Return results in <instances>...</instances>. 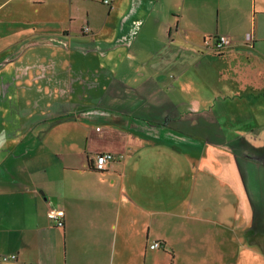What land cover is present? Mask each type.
<instances>
[{
	"label": "crops",
	"instance_id": "0c3cea01",
	"mask_svg": "<svg viewBox=\"0 0 264 264\" xmlns=\"http://www.w3.org/2000/svg\"><path fill=\"white\" fill-rule=\"evenodd\" d=\"M49 1L0 0V264H264V0Z\"/></svg>",
	"mask_w": 264,
	"mask_h": 264
},
{
	"label": "rangeland",
	"instance_id": "374dc122",
	"mask_svg": "<svg viewBox=\"0 0 264 264\" xmlns=\"http://www.w3.org/2000/svg\"><path fill=\"white\" fill-rule=\"evenodd\" d=\"M65 1H66V4H63V5H65L66 8L69 5L71 6L70 0H65ZM77 1L80 2L79 6L82 7V12H84L85 8L89 6L93 8L99 7V6L101 7V0H77ZM49 4H50V1L46 0V6H48ZM51 42L55 44H62L60 43V40L58 38L52 39ZM55 47L59 48L60 45L55 46ZM84 48H89V47L85 46ZM41 51H42L41 47H27L26 48L24 46H18V52H17V55L15 56V59L13 58L12 59L13 62L9 63L8 66L5 68L9 70H16L19 72L29 70L34 73L40 74V77L33 79L35 90H38L39 93L35 91V93H31L29 95L31 96V99H29L28 103L32 104V107H31L32 111L30 112L28 110V114H27L28 119L35 122V125L33 127L36 130L46 129V102L53 103L54 101L57 100L58 97L61 96L53 92L48 93V94L42 93V91L46 89V55H42L44 52L42 53ZM24 52H25L24 55H20L21 53L23 54ZM47 53H48V50L46 48V54ZM88 53L94 54L93 52H88ZM88 71L90 72V70ZM262 122L264 121H260L261 125L263 124ZM41 135H43L42 132H38V131L35 132V137L39 140L41 139Z\"/></svg>",
	"mask_w": 264,
	"mask_h": 264
},
{
	"label": "built area",
	"instance_id": "2783aa9c",
	"mask_svg": "<svg viewBox=\"0 0 264 264\" xmlns=\"http://www.w3.org/2000/svg\"><path fill=\"white\" fill-rule=\"evenodd\" d=\"M103 4H109L110 0H103ZM88 31V28L85 29ZM212 42V45L208 42L205 41L204 44L207 46H210L212 52L214 53H222L228 48L232 46V40L230 37L225 36V35H219L213 39H210ZM246 41L250 42L252 41V38L250 35H247ZM113 159V155L111 153H100L94 156V163H93V169L95 171H104L106 168V165L109 161ZM47 216L49 219L55 221V224L57 227H63L64 226V212L62 210H57V209H50L47 213ZM161 244L159 242H152L149 244V248L154 249V248H160ZM10 258H15V255L11 256H3V260H8Z\"/></svg>",
	"mask_w": 264,
	"mask_h": 264
},
{
	"label": "trees",
	"instance_id": "16d2710c",
	"mask_svg": "<svg viewBox=\"0 0 264 264\" xmlns=\"http://www.w3.org/2000/svg\"><path fill=\"white\" fill-rule=\"evenodd\" d=\"M102 3H103V2H102ZM110 4H111V2H109V4H107V5H106V4H104V5L109 6ZM85 29H86V28H85ZM85 29H84V30H85ZM85 31H86V30H85ZM88 31H89V30H88ZM88 31H86V32H88ZM104 153H105V152H104ZM99 154H100V153H99ZM111 154H112V153H111ZM112 155H113V154H112ZM113 158H114V155H113ZM111 161H112V160H111ZM90 164H91V162H90ZM90 169H91V170H94L92 164L90 165ZM94 171H95V170H94ZM97 172H99V171H97ZM101 172H103V171H101ZM2 257H3V256H2Z\"/></svg>",
	"mask_w": 264,
	"mask_h": 264
}]
</instances>
